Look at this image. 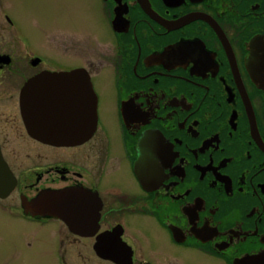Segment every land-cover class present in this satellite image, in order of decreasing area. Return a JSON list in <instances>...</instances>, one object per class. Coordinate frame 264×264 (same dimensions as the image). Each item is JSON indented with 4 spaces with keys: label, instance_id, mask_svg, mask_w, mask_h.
Returning <instances> with one entry per match:
<instances>
[{
    "label": "flooded vegetation",
    "instance_id": "obj_1",
    "mask_svg": "<svg viewBox=\"0 0 264 264\" xmlns=\"http://www.w3.org/2000/svg\"><path fill=\"white\" fill-rule=\"evenodd\" d=\"M44 4L61 25L35 45L0 0V152L15 179L0 227L15 254L42 264L264 257V0ZM77 70L96 97L94 132L72 145L31 138L22 88L49 90Z\"/></svg>",
    "mask_w": 264,
    "mask_h": 264
},
{
    "label": "water",
    "instance_id": "obj_2",
    "mask_svg": "<svg viewBox=\"0 0 264 264\" xmlns=\"http://www.w3.org/2000/svg\"><path fill=\"white\" fill-rule=\"evenodd\" d=\"M55 78V85L49 90L38 84V80L31 81L22 88L20 111L27 134L35 140L51 145L79 143L91 136L95 130L97 122L95 94L90 82L85 80L87 77L80 70L62 73ZM75 78H78L76 82ZM75 89L78 96L76 100L71 94ZM74 102L84 106L83 112L72 115L69 109L65 108ZM14 184V176L0 152V198H5ZM234 264H264V257H249Z\"/></svg>",
    "mask_w": 264,
    "mask_h": 264
},
{
    "label": "rangeland",
    "instance_id": "obj_3",
    "mask_svg": "<svg viewBox=\"0 0 264 264\" xmlns=\"http://www.w3.org/2000/svg\"><path fill=\"white\" fill-rule=\"evenodd\" d=\"M7 8V11L18 20L24 31L32 38L35 45H37L42 36L54 31L60 24L54 17H46L52 6L44 4L41 5V0H2ZM55 15L58 12H54ZM77 18V17H76ZM93 21V18H92ZM79 23V22H78ZM95 31L96 28H93ZM80 31V29H76ZM9 229H2L0 227V264H42L44 260L37 256H32V260L26 259L21 254L20 250L15 252L12 247L16 244L11 241L12 235L8 234Z\"/></svg>",
    "mask_w": 264,
    "mask_h": 264
}]
</instances>
